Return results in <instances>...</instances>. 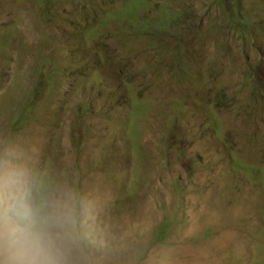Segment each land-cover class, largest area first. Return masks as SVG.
<instances>
[{"label":"rangeland","instance_id":"374dc122","mask_svg":"<svg viewBox=\"0 0 264 264\" xmlns=\"http://www.w3.org/2000/svg\"><path fill=\"white\" fill-rule=\"evenodd\" d=\"M3 161L77 264H264V0H0Z\"/></svg>","mask_w":264,"mask_h":264},{"label":"clouds","instance_id":"9594fccd","mask_svg":"<svg viewBox=\"0 0 264 264\" xmlns=\"http://www.w3.org/2000/svg\"><path fill=\"white\" fill-rule=\"evenodd\" d=\"M76 197L0 162V264H77Z\"/></svg>","mask_w":264,"mask_h":264}]
</instances>
